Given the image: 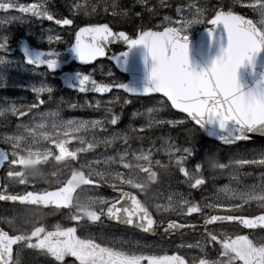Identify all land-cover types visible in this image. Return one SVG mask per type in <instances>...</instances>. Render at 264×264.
<instances>
[{
	"label": "snow or ice",
	"instance_id": "6c2138e0",
	"mask_svg": "<svg viewBox=\"0 0 264 264\" xmlns=\"http://www.w3.org/2000/svg\"><path fill=\"white\" fill-rule=\"evenodd\" d=\"M139 2L143 8L154 10L146 0ZM237 6L249 9L251 15L241 14L235 10ZM0 9L18 10L24 15L54 20L57 25H73L74 22L67 16L56 19L46 0H0ZM98 10L110 12L113 17H127L130 14V9L121 7L116 0H111V3L108 0H74L69 4L70 13L91 15ZM176 13L178 18L165 15L163 21L158 22L157 30L152 27L136 28L131 35L124 30L114 31L108 23H86L77 27L75 40L68 49L75 59L90 62L103 57L106 54L105 45L110 40H121L126 47L112 58L117 66L132 71L133 76L127 83H107L93 79L91 70L75 71L64 74V83L80 92H85L91 86L96 93L101 94L112 88L123 89L127 93L161 94V99L153 106L139 113H131L133 117L145 118L140 130L162 124L179 126L187 120L192 124V127L185 129L189 136L199 128L229 146H234V141H250L251 134H264V0H232L229 4L221 3L218 6L206 0H187L176 5ZM135 15L140 16V13L136 12ZM12 20L23 21V17L6 15L0 20V25ZM205 20L209 27L203 29V38L194 45L190 41L189 30L192 25L202 24ZM38 39L47 41L49 48L41 50L21 40L19 49L23 61L34 68L45 66L49 71L57 70L63 60L51 45L61 37L45 35ZM9 47V37L0 36V50H4V54L0 55V71H6L14 63L7 51ZM137 61L139 70L136 67ZM31 91L34 94L33 104L17 106L5 100L0 105V123L6 126L11 117L17 118L15 129L6 132L4 136L5 142L11 145V159L5 151H0V164L7 162L10 166L5 176L21 185L34 183L30 177L39 175L35 171L38 163L53 156L52 150L41 145L40 141L55 146V161L64 162L65 167L69 163H76L79 167L71 168V175L66 180L58 178L59 174L53 172V181H45L46 187L43 189L17 193L9 191L5 183L0 189V201L20 202L37 208L48 206L52 210H61L63 206L72 223L70 226L58 223L46 227L37 216L36 220H24L22 225H18L14 216L0 217L9 225L12 233L0 228V264H26L22 260V253L26 250H36L38 254L51 258L50 264H69L66 257L75 258L71 264H143L144 261L147 264H264V235H255L257 231L264 233V183L246 186L243 191L224 185L221 190L229 198L207 205L214 210L236 211L242 205L251 207L256 204V215H209L202 212L201 205L196 201L183 198L173 201L171 195L165 204L146 203L150 184L158 180L153 166L163 170L165 175L175 166L179 173L191 181L192 187L203 184L200 162L194 164L192 174L185 167L186 157L195 152L191 144L176 148L162 138L160 151L168 156L167 165L161 164L160 160L153 161L151 146L148 150L141 148L131 153L118 151L113 156H101L85 162L82 157H78V152L95 149L96 143L90 142L92 137L85 143V137L77 134L96 129L104 131L106 123L116 125L118 115L110 106H106L107 115L101 119L64 120L56 111L40 112L37 117L35 110L38 105L45 103L41 94L50 97L53 86L41 82L39 86L33 84ZM99 104L100 101H96V106ZM169 106L185 114L184 118L157 119L162 109ZM25 116L29 119L22 122ZM61 129L66 139L60 138ZM113 140L126 142L128 134L114 132L103 141L97 140V143L108 147ZM68 141H79L82 147L70 150L67 147ZM248 154L251 159H230L227 164L217 163L214 153L208 159L211 167L221 170L253 164L264 167V148L250 150ZM114 164L123 170L112 167ZM11 166H18L19 171H12ZM102 183L108 184L116 196H89L82 199L73 193L78 185L98 187ZM153 206L163 211H174L178 207L181 215L185 211L189 214L199 213L204 216L205 225L211 222H234L250 229L251 238L249 235H213L206 231L207 244L213 245L215 242L219 245L217 257L206 259L207 251L197 242L194 247L202 254L199 258L193 256L186 260L176 251L170 255H141L136 251L110 247L103 240L97 243L91 236L84 238L77 235L78 228L85 232L88 227L102 223L104 217L152 232L156 221L149 208ZM187 227L193 225L180 224L170 219L164 225V231L171 233ZM181 247L191 249L193 245Z\"/></svg>",
	"mask_w": 264,
	"mask_h": 264
},
{
	"label": "rangeland",
	"instance_id": "374dc122",
	"mask_svg": "<svg viewBox=\"0 0 264 264\" xmlns=\"http://www.w3.org/2000/svg\"><path fill=\"white\" fill-rule=\"evenodd\" d=\"M210 1L211 0H206L208 3ZM116 2L121 7L130 9V14L127 17H113L110 12L105 13L104 11L98 10L96 14L94 13L95 20L99 21L101 18L107 19L113 21V23H115L114 25L118 27L125 25L127 30L133 32L136 28L143 27H152L157 29L156 26L158 22L163 21L165 15L178 18L176 13V5L178 3H185L187 0H146V3L154 8L153 11L143 8L139 0H116ZM108 3H111V0H108ZM136 12H139L140 16H136ZM6 15L12 16L10 14ZM6 15L0 16V20H3ZM16 21L18 20H12L0 25V36H7L10 40L19 34L24 36L31 35L34 39L42 42L45 40L38 38L45 35H59L61 37L60 40L64 44L69 43L70 33L72 30L65 29L63 32H60L59 30H56L50 26L38 25L33 27V25H27L29 21L26 19H23V23H21L19 26H13ZM206 21L207 20H205L201 25L205 26ZM198 25L199 24L192 25L189 30V36L194 34ZM10 57L13 59L14 63L8 67L6 71H0V105H2L5 100H7L9 103H14L17 106L35 103L31 86L33 84L39 86L41 82L53 86V92L50 97L48 94H41V99H43L45 103L38 105L37 109L35 110L37 117L40 112L56 111L59 117L64 120L101 119L107 115L105 113L106 106H110L112 108V103L122 100V109L119 111V113H117V122H120L121 124L116 123V125H110L106 123L104 125V131L96 129L94 131H81L78 133L81 134V136L85 134L87 135L86 142H89L88 138L92 137L93 139L90 142L96 143V149H100L89 154L88 156H84L83 159L92 160L101 156H113L118 151H128L131 153L132 151H138L141 148L148 150L151 146L153 161L160 160L161 164L167 165L169 158L164 151H160L162 138L166 139L168 143L174 144L176 148L187 147L189 144H191V147L195 149L196 143L192 138L194 136L196 137L197 134L195 130L192 136H189L185 132L186 128L192 127V124L187 120L179 126L162 124L153 125L151 128H144L143 130H140V125L145 123V118L143 116L133 117L131 113L133 111L139 113L142 109L153 106L156 101L161 99V97H154L150 99H128L122 98L121 93L118 92H113L110 95L103 97L93 95L83 96L74 92H70L72 95L70 99V97H65V94H60V83L55 75L49 74L45 69H35L25 65L22 57L19 55L14 54ZM86 69L88 71L91 70V74L95 75L97 79L103 82H119L122 80V76L113 68L110 63L106 61L98 62L93 67ZM24 85H28V87H24ZM125 100H127L128 103H124ZM96 101H100L99 106H96ZM109 101H111L110 105L108 104ZM69 104H75L76 106L72 107L74 109L69 110ZM89 104H91L92 107H88ZM78 106L85 107L86 109L83 108L82 111L77 110ZM183 118V114L171 110L170 107L163 108L160 114L157 116V119L165 120ZM28 119L29 117L25 116L22 118V122ZM16 123V117H11L9 124L6 126L0 123V144L7 145L11 148V145L5 142L4 136L6 132H12L15 129ZM114 132H127L129 140L126 142L113 140L111 143L112 146L110 145L112 149H108L109 146L106 147L103 143H97V140L103 141L106 137L112 136ZM60 138L66 139V136H63V129H61ZM69 142L70 141H68V143ZM39 143L44 147H48L50 150H55V146L47 144L46 141H40ZM74 147L80 148L82 145L76 144ZM260 148H264V144L244 143L232 147L219 148L217 144L213 142L203 141L199 145L198 153L194 152L193 155L187 156L185 160V167L188 169L190 174H192L194 171L195 163L200 162L202 165L200 171L201 175L204 177V181L202 185L197 187H192L191 181L184 177L183 174L179 173L178 168L175 166L170 168L167 175L163 173V170L153 166V171H156L158 174V180L154 181L156 190L152 198L153 204H165L170 195L172 196L173 201H176L180 198L191 200L190 196L192 193L200 194L199 196L201 200L206 202L205 205H208L209 203L214 204L217 202V200H226L229 198L227 194L221 190L224 185H228L230 188L238 191H243L246 186L260 185L261 183H264V171L260 170L263 167L259 165H239L221 170L211 167V163L208 159V157L213 153L216 156L217 163L227 164L230 159L234 160L237 158L251 159V155L248 154L250 150H258ZM9 167L10 166L8 164L5 166V173L9 170ZM112 167L123 170L119 165L114 164ZM65 168L66 167L64 164H61V162L56 163L54 161L53 155L47 160L38 163L35 171L39 173V175L30 177V180L34 181V183L30 182L29 185H31L32 188H36V190L45 188V181H48L49 183L53 181V172H57L59 174L58 178L65 180ZM11 170L19 171V167L11 166ZM5 173H3L4 176ZM7 184L9 186L8 189L10 190L17 189L21 191L25 189V185H21L11 178H8ZM104 185L109 186L108 184ZM185 185L193 188L194 191L184 188ZM90 192L91 194L86 197H115L113 193L110 194L106 191L94 188L91 189ZM251 206L256 210L258 208L256 204H252ZM208 209L213 210L210 208ZM1 212H8L11 215H16V212H14V210H10V208H4ZM33 216L34 215L32 213L31 217L33 218ZM260 235H264V233L256 234V236ZM120 238L121 236H119V240Z\"/></svg>",
	"mask_w": 264,
	"mask_h": 264
},
{
	"label": "flooded vegetation",
	"instance_id": "af4514ba",
	"mask_svg": "<svg viewBox=\"0 0 264 264\" xmlns=\"http://www.w3.org/2000/svg\"><path fill=\"white\" fill-rule=\"evenodd\" d=\"M2 2H9V0H2ZM18 2H32V0H18ZM46 2L49 4V10L53 13L56 19L67 16L68 18L73 19L74 21L73 25H62V27H60L57 24H55L54 20L52 21L39 20V18L21 14L18 12V10H10L5 13L0 12V16H4L6 14L21 15L23 19L29 21V23L27 24L29 26L30 25H33V27L38 25L50 26L52 28H55L56 30H59L60 32H63L65 29L72 30L70 33V40L68 44L72 42L77 27H80L85 23L95 21L94 13L91 15H85L83 12L70 13L69 4L71 2H74V0H46ZM92 2H95V0H92ZM231 2L232 0H221V3L223 4H229ZM235 10L240 11L241 14L251 15L250 10L247 8H241L240 6H237ZM96 13L97 12H95V14ZM21 23H23V21L18 20L13 24V26H19ZM21 36L25 37V39H27V41L36 48L39 49L49 48V43H47L46 41H42V42L38 41L34 39L31 35L24 36L22 34H19L18 36H16L13 39H10L9 41H15L17 38ZM68 44H64L61 40H59V41H54L51 47L54 50H59V49H63ZM14 54L22 57V55L19 52H14L13 55ZM27 66L34 68L32 65H27ZM35 69H41V68H35ZM75 69H79V67L74 63H70L68 66L64 68V70H75ZM55 76L57 77V74H55ZM250 143L257 144V142H250ZM83 160L86 161V159ZM261 169L264 170V167ZM9 191H14L18 193L17 189L9 190ZM152 192H153L152 188L151 189L149 188L150 196H152ZM193 194H194L193 201L198 200V203H201L202 212L207 213L209 215L214 213L227 214V215H233V214L253 215L254 213H256V210H253L248 205H242L241 208L236 211H231L226 209L209 210L207 208V205H205L206 202H203L201 198L197 196L198 193H193ZM4 208H10V210H14V212H16V215L14 214L11 215L8 212L0 211V217L11 218L14 216L16 218V223L18 225H22L24 220H36L37 216L40 217V222H42L45 226L46 225L52 226L55 221H60V222L62 221L61 213H55L56 210H52L50 208H42V207L37 208L35 206L28 204H6L0 202V209H4ZM46 212H49V214L45 215ZM32 213L34 215L33 218L31 217ZM193 214L194 213L189 214L185 212L183 216L184 217L187 216L190 222H199L204 217L203 215L199 214L200 216L198 219L197 218L198 215H193ZM155 215H156L155 216L156 221H158V223H156V227L151 235L139 233L130 229H116V230L106 231L107 232V234L105 235L106 238L96 237V236H94L93 238L97 240V243H100L101 240H103L110 247L115 246L124 250H128L130 252L136 251L141 255H162L165 253L170 255L171 252L176 251L178 255L184 256L186 260H190L191 257L193 256L199 258V256L202 254L198 248L194 247V245L197 242H199L200 245L203 246L207 251V255L205 256L206 259L213 260L217 257L218 255L217 249L219 248V245L216 244L215 242H213V245L207 244L206 235H205L206 231L212 232L213 235H217V234H223L229 236L249 235V238H251V230L244 229L239 225L234 224L233 222L214 223L203 228L186 229L178 233L176 232L170 233L162 229V221H161L162 219L166 220L169 218L168 213H161V214L156 213ZM0 227L4 228L5 231H9L10 234H12L9 225L4 223L3 220H0ZM97 231L98 230L91 229V230H85V232H81L79 229H77V235H80L84 238H88V236L91 235L87 233H94ZM119 232L120 233L132 232L136 234L137 243L134 244L128 242L126 236H122L119 241H116L115 238L119 236ZM259 233L261 232L257 231L255 232V235ZM180 242L183 244H181ZM181 245L184 246L193 245V247L189 249L188 247H181ZM13 247L15 248V245ZM177 247L179 249H177ZM65 259L66 261L69 262V264H71V262L75 260L74 257H66ZM22 260H24L26 264H50L51 258L45 257L42 254H38L36 250H31V251L26 250L25 252L22 253ZM76 264H79V262H76ZM143 264H147V261H144Z\"/></svg>",
	"mask_w": 264,
	"mask_h": 264
},
{
	"label": "water",
	"instance_id": "95a60500",
	"mask_svg": "<svg viewBox=\"0 0 264 264\" xmlns=\"http://www.w3.org/2000/svg\"><path fill=\"white\" fill-rule=\"evenodd\" d=\"M0 11H4V10H3V9H0ZM43 19H45V18H43ZM59 26H61V25H59ZM198 27H199V29H198V31L195 32V36L192 37V38H190V41H192L194 45H195L196 43H198L199 41H201V39L203 38L202 34H203V29H205V28H201V26H198ZM85 39L87 40V38H85ZM21 40H24V41H26V42L28 43V41H27L26 39H24V38H20V39H18L17 41H14L13 43H9L10 47H9L8 50H7L9 54L13 53L15 50L21 52L20 49H19V44H20ZM74 40H75V35H74L73 42H74ZM28 44H29V43H28ZM29 45H30V44H29ZM112 45H113V46H117V47H121L122 50L117 51V52H113V51L111 50V48H110V46H112ZM30 46H31V45H30ZM70 46H71V45H70ZM70 46H69V47H66L63 51H57V52L60 53L61 58H62V60H63V63L60 65V67H59L57 70H60L63 66L69 64V63L72 62V61L75 62V63H78L79 65H89V64L94 63V62L97 61V60H100V59L106 58L109 62H111V63L113 64V66L116 68V70H117L118 72H120L121 74H123L124 76H126V79H125L122 83H127V82L132 78V76H133V72H132V71H125L123 68L117 66L116 61L112 58V57L115 56L116 54L122 52V51L124 50V48L126 47V45H125V44L123 43V41H121V40H114V39H113V40H110V41L105 45V53H106L105 56H103V57H97L96 59H94L93 61H90V62H81V61L75 59L74 54H72V53L68 50V49H70ZM45 51H46V50H45ZM0 52L4 53V50H0ZM21 53H22V52H21ZM40 67H41V66H40ZM136 67H137V69L139 70V63H138V61H137V65H136ZM54 71H56V70H54ZM67 73H71V72L66 71V72H62V73L59 75V78H60V80H61V83H62L63 87L68 88V89H71V90H74V89L68 87V86L64 83V74H67ZM137 75H139V71H137ZM92 77H93V79H95L94 76H92ZM95 80H96V79H95ZM98 82H99V81H98ZM112 89H116V88H112ZM112 89H110L108 92L103 93V94H101V93H96V92L91 88V86H89L85 92H80V91H78V90H76V91H78L79 93H83V94H86V93H92V94H97V95H105V94L110 93V91H111ZM116 90L123 91L125 94H127V95H129V96H140V97H141V96L161 95V94H159V93H147V94H146V93H127V92H126L125 90H123V89H116ZM173 110H175V111H177V112H180L179 110H176V109H173ZM200 132H201V134H202L203 137L211 138V139L217 141L218 143L225 145L223 142L219 141L218 138L208 136L207 133H206L204 130L200 129ZM254 139H261V140H264V134H260V133L251 134V140H254ZM237 142H241V141H234L233 143H237ZM0 151H5L6 154H7V150H6L5 148L0 147ZM7 156H8V155H7ZM1 165H2V164H0V167H1ZM0 182H1V181H0ZM77 187H78V186H77ZM73 190H74V189H73ZM4 202H12V201H4ZM107 219H108V218H107ZM108 220H109V219H108ZM109 221H111V220H109ZM111 222L118 223V222H116V221H111ZM119 224H122V223H119ZM180 224H181V223H180ZM122 225H127V224H122ZM184 225H189V224H184ZM190 225H192V224H190ZM127 226H130V225H127ZM242 226H243V225H242ZM131 227H134V226H131ZM243 227H245V226H243ZM135 228H136V227H135ZM245 228H247V227H245ZM139 229H140V228H139ZM181 229H183V228H181ZM181 229H177V230H181ZM140 230H142V229H140ZM142 231H143V230H142Z\"/></svg>",
	"mask_w": 264,
	"mask_h": 264
},
{
	"label": "trees",
	"instance_id": "16d2710c",
	"mask_svg": "<svg viewBox=\"0 0 264 264\" xmlns=\"http://www.w3.org/2000/svg\"><path fill=\"white\" fill-rule=\"evenodd\" d=\"M122 98H128L125 94H121ZM123 104L122 100L116 102V103H112V109L114 113H118L122 108L121 105Z\"/></svg>",
	"mask_w": 264,
	"mask_h": 264
}]
</instances>
